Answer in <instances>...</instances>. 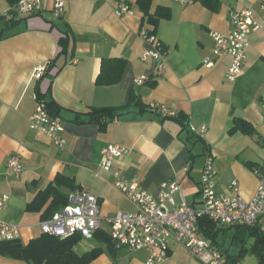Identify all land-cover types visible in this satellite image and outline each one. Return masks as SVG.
I'll return each mask as SVG.
<instances>
[{
	"label": "crops",
	"instance_id": "0c3cea01",
	"mask_svg": "<svg viewBox=\"0 0 264 264\" xmlns=\"http://www.w3.org/2000/svg\"><path fill=\"white\" fill-rule=\"evenodd\" d=\"M64 1L65 12L57 17L56 0H40V10L25 15L17 12L18 4L12 7L8 0H0V197H9L0 218L20 229V241L26 245L42 234L39 223L45 208L29 212L27 207L57 175L74 179L79 189L97 196L103 217L137 211L114 187L112 174L100 169L108 144L129 151L115 161L114 170L152 195H157L165 182H175L185 200L196 205L209 153L215 160L218 191L233 192L235 182L240 195L251 200L259 173L264 172V0H224L217 13L195 0H153L152 13L164 7L171 15L160 21L155 34L165 54L162 76L157 75L156 61L142 60L153 47L141 37V31L152 26H143L138 0H125L131 11L122 16L117 15L121 0ZM11 10L14 14H9ZM242 10H248L262 27L251 34L247 61L231 82L227 79L231 57L215 54L212 34H230L231 14ZM67 33L70 53L60 56L59 42ZM103 59L126 61L118 84H96ZM205 61L214 62V66L207 67ZM52 62L56 65L53 71L36 79L38 69ZM140 76L148 80L137 84ZM132 92L149 111L130 104ZM45 101L59 108L58 119L66 130L62 148L30 128L37 105ZM160 106L176 116H162L157 111ZM94 108H119L123 114L102 130L101 125L89 123ZM78 117L82 123L76 122ZM234 119L249 121L257 135L230 134ZM204 127L207 131L201 136ZM190 136L192 142L197 141L193 147L187 144ZM13 155H19L23 164L19 176L9 173L6 165ZM198 156L202 157L199 165L195 164ZM62 191L70 195L73 190ZM174 198L181 203L180 193ZM257 225L264 232V221ZM100 230L109 233L110 227L103 223ZM235 232L232 228L220 233L218 242L225 257L239 254L240 246L233 242ZM252 243L250 240L249 246ZM169 247V256L161 264H201L175 240H170ZM95 249L102 253L90 264H146L148 259L145 249L110 251L94 237L82 238L74 252L83 256ZM0 264L28 263L0 253ZM236 264L260 263L248 253Z\"/></svg>",
	"mask_w": 264,
	"mask_h": 264
},
{
	"label": "built area",
	"instance_id": "2783aa9c",
	"mask_svg": "<svg viewBox=\"0 0 264 264\" xmlns=\"http://www.w3.org/2000/svg\"><path fill=\"white\" fill-rule=\"evenodd\" d=\"M185 2L184 0H178ZM66 9L64 0H56L54 11L60 17ZM262 19L264 20V3L262 4ZM17 12L33 14L40 10V0H20ZM131 8L125 0H121L117 15L130 13ZM232 31L228 35L212 34L215 43L214 52L217 56L229 55L231 63L227 70V79L234 81L241 73L247 61V50L251 45L250 36L261 30V23L248 10L231 14ZM141 37L153 49L146 51L143 61L150 59L157 62L158 76L164 73V53L162 45L156 35H148L147 29L141 31ZM207 67L212 68L214 62L205 61ZM46 68L38 69L35 78L40 79ZM147 76L137 77L136 83L143 84ZM157 111L165 117H175V113L165 106ZM264 116V102L262 104ZM30 128L38 136H46L53 144L63 147L65 140V126L61 120L52 117L39 103L30 119ZM207 129L200 132L202 136ZM128 149L118 144H108L100 164V169L114 177L113 185L123 193L137 207L135 213L117 211L111 217L101 215L100 199L81 189L70 193L68 204L62 211L52 218L39 223L42 234L68 238L80 235L84 239H92L97 231L102 229L103 223L110 227L109 233L117 249L130 251L145 249L148 251L146 264H161L170 253L169 242L175 240L183 245L191 255L201 264H228L227 258L214 245L210 244L198 230L200 219L208 218L221 226H252L264 221V172L259 173V185L255 196L251 200L243 198L234 182L233 192L221 193L217 189L215 160L212 154L206 155L203 175L200 183V193L197 204H189L181 187L175 182H165L157 195H152L139 188L137 182L130 183L119 171L114 170L115 161L128 154ZM9 173L19 176L23 172V164L19 155H13L7 160ZM181 194L182 201L177 204L174 198ZM9 197H0V213L4 209ZM20 229L6 224L0 218V243L20 240Z\"/></svg>",
	"mask_w": 264,
	"mask_h": 264
},
{
	"label": "trees",
	"instance_id": "16d2710c",
	"mask_svg": "<svg viewBox=\"0 0 264 264\" xmlns=\"http://www.w3.org/2000/svg\"><path fill=\"white\" fill-rule=\"evenodd\" d=\"M8 1L12 7H15L20 0ZM223 1L224 0H195V2L201 3L205 8L213 13L220 11ZM152 2L153 0L137 1L140 10L144 14L145 22L143 26H152V29L148 31V35H155L160 21L169 19L171 16L170 10L164 7H159L154 13H152ZM9 14H14V11L11 10ZM9 25H12L11 22ZM69 35L70 34L67 33L66 36L61 38L59 42L61 48L60 56H66L70 53L71 39ZM162 52H164L163 48ZM71 54H73L72 51ZM71 58L73 59V56H71ZM55 67V62L50 63L45 70L46 73L49 75ZM125 69L126 61L123 59H103L96 84L98 86H113L118 84L123 78ZM39 97L41 99L44 98V96L40 94ZM136 97L137 96L134 92H132L130 104L134 103L136 106H141L144 111H149L145 109V106L141 103V99H137ZM44 107L52 117L58 118L59 108L54 102L45 101ZM121 111L122 109L119 108H94L91 110L89 123L99 124L101 125V129L104 130L112 120L123 114ZM76 122L82 123L79 120V117ZM236 132H241L247 136L257 135L254 126L245 119H234V127L230 131V134H234ZM192 139L193 136H190L187 144L193 147L196 145L197 141L196 143L192 142ZM198 141L201 142L200 139H198ZM204 149L208 150L206 145H204ZM190 153L191 158H193L192 150ZM248 166L252 167L251 165ZM63 188L70 190L79 189V187L75 185L74 179L63 175H57L55 180L47 187V189L40 192L33 199V201L29 203L27 211L41 212L45 208L41 217L42 221L52 218L58 211L68 204L69 194L63 192ZM197 226L199 231L205 237L210 239L221 252L223 250L218 242L220 233L234 228L236 232L233 236V242L240 246V251L237 257L226 256L228 264H236L250 252L258 258L260 264H264V232L261 231L260 226L257 224L252 226H236L225 229L219 227L218 223L215 221L203 218L199 220ZM94 238L105 244L108 250L112 251L116 249V245L108 232L105 233L104 231L99 230L95 233ZM81 239L82 237L80 235L62 239L59 237L41 234L39 237L31 240L26 245L20 240L1 242L0 253L3 257L23 261L28 264H90L101 255L102 250L95 249L83 256H78L74 252V247ZM250 240H252L253 243L250 248H248Z\"/></svg>",
	"mask_w": 264,
	"mask_h": 264
},
{
	"label": "rangeland",
	"instance_id": "374dc122",
	"mask_svg": "<svg viewBox=\"0 0 264 264\" xmlns=\"http://www.w3.org/2000/svg\"><path fill=\"white\" fill-rule=\"evenodd\" d=\"M201 160H202V157L201 156H198L196 159H195V164H198L201 163ZM199 168V167H198ZM251 246V245H250ZM250 246L248 245V248H250ZM251 253V252H250Z\"/></svg>",
	"mask_w": 264,
	"mask_h": 264
}]
</instances>
